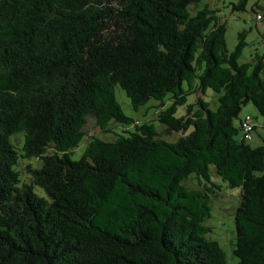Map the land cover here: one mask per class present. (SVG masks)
Listing matches in <instances>:
<instances>
[{
    "label": "trees",
    "instance_id": "obj_1",
    "mask_svg": "<svg viewBox=\"0 0 264 264\" xmlns=\"http://www.w3.org/2000/svg\"><path fill=\"white\" fill-rule=\"evenodd\" d=\"M199 1L0 0V264H227L204 224L220 190L211 165L240 189L238 264H264V141L247 142L251 116L250 131L247 116L234 124L250 102L264 126V53L240 62L245 31L229 50L218 9L190 12ZM117 87L181 136L126 114ZM206 89L219 93L214 110ZM88 117L125 129L105 141Z\"/></svg>",
    "mask_w": 264,
    "mask_h": 264
},
{
    "label": "rangeland",
    "instance_id": "obj_2",
    "mask_svg": "<svg viewBox=\"0 0 264 264\" xmlns=\"http://www.w3.org/2000/svg\"><path fill=\"white\" fill-rule=\"evenodd\" d=\"M236 2H238V0H200L197 4H191L189 9L192 14H194L197 9H201L205 6L218 9L221 22L226 24L225 38L229 50H232L237 43L238 32L244 30L245 41L247 44L242 50L239 61L245 62L248 61L256 52L259 54L264 53V45L261 44V37L264 33V20L260 22L255 20V10L264 15V1L261 0V6L257 9L253 6L255 0H249L244 10H233V3ZM252 7L255 9L254 11H252ZM218 95L219 93L206 89V91L202 94V97L208 101L209 107L214 110L218 105ZM116 97L121 103L126 114L137 119L145 118L142 120L153 121L156 130L161 132L162 138L168 141H175L181 136L180 132H173L172 134L163 133L165 125L156 120L157 114L154 111L153 106H141L139 110L135 111L131 107L129 99L120 87L116 88ZM195 97V95H189L188 102L194 101ZM150 103H154V101L150 100L147 104ZM183 111V107H178L177 115L183 113ZM247 115L251 116V120L256 126L252 133V138L247 142L253 147L261 145L264 141L263 118L252 103L248 102L242 106L238 116L234 118V124L235 126H239L240 119L246 117ZM111 128L112 130L110 132H102L98 130L92 117L87 118L85 125L87 133L96 132L95 135L105 141L114 140L116 135L120 134L121 131L125 129L123 126L114 122H111ZM11 138L13 144L17 148H20L24 140V133L16 132ZM88 140L89 136H84L78 146L74 148L72 156L73 159H78L83 154V151L88 144ZM49 152H51V149H49ZM28 162V160H21L16 166L21 179L24 181H28V174L26 172V164ZM30 163L33 166L39 167L41 166L42 161L39 159H32ZM210 170L211 180L219 186L220 190L217 191L216 194H211V215L204 220V224L210 227V232H208L207 236L216 240L222 247L226 255L227 264H238V259L233 254V248L236 234L234 213L240 201V189L238 187H232L228 184V182L224 181L216 173L214 166L211 165ZM188 181L195 184L198 183V179L195 175H191ZM36 190L42 192V189L39 187H37Z\"/></svg>",
    "mask_w": 264,
    "mask_h": 264
},
{
    "label": "built area",
    "instance_id": "obj_3",
    "mask_svg": "<svg viewBox=\"0 0 264 264\" xmlns=\"http://www.w3.org/2000/svg\"><path fill=\"white\" fill-rule=\"evenodd\" d=\"M243 125H244V128H246V130H248V131L251 130L252 126H251L250 119L248 116L244 120Z\"/></svg>",
    "mask_w": 264,
    "mask_h": 264
}]
</instances>
